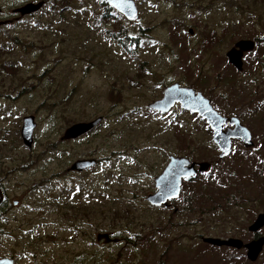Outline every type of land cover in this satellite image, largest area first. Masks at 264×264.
Returning a JSON list of instances; mask_svg holds the SVG:
<instances>
[{
    "label": "rangeland",
    "instance_id": "obj_1",
    "mask_svg": "<svg viewBox=\"0 0 264 264\" xmlns=\"http://www.w3.org/2000/svg\"><path fill=\"white\" fill-rule=\"evenodd\" d=\"M40 1L33 18L0 28V178L11 197H24L18 215L33 227L0 236V250H16L21 264L32 254L52 264H264V246L249 262L242 250L201 241L264 237V226L247 230L264 212V0H132L133 23L112 18L111 9L101 17L102 0H0V7ZM116 20L138 40L132 55L109 36ZM240 40L257 44L238 72L225 54ZM172 84L238 118L253 146L233 141L219 160L199 117L178 107L149 113ZM25 116L35 121L31 148L19 135ZM95 118L101 122L89 134L60 140L69 126ZM168 156L210 168L169 208H153L146 196ZM80 158L98 164L65 175ZM98 233L121 241L97 242Z\"/></svg>",
    "mask_w": 264,
    "mask_h": 264
},
{
    "label": "water",
    "instance_id": "obj_2",
    "mask_svg": "<svg viewBox=\"0 0 264 264\" xmlns=\"http://www.w3.org/2000/svg\"><path fill=\"white\" fill-rule=\"evenodd\" d=\"M109 7L118 12L126 22L133 23L137 19V8L132 0H104ZM43 6V2L28 3L17 9L20 15L37 12ZM192 34V30L188 31ZM254 43L250 40H240L226 53L227 63L236 71H242V56L244 53L251 52ZM178 104L180 109L193 114L205 121L211 131V141L218 149V159L222 160L231 152V141H238L245 149L253 146L250 132L241 125L236 117H222L211 106L209 100L202 96L201 93L191 88L181 87L179 84H172L163 89L161 99L148 105V108L157 112L166 113ZM101 122V118H95L86 123H76L68 127L61 140H73L87 132L91 131ZM228 124L230 127L223 129ZM35 121L33 116L22 118L20 128V138L23 145L31 148L33 143V131ZM95 164L94 159H83L75 161L69 168L72 172H81ZM210 164L207 162L191 163L184 157H169V161L164 170L154 179L155 191L146 196V202L154 208L168 207L169 201L178 198L181 189L182 180H188L198 173L208 171ZM1 201V193H0ZM264 226V212L256 216L254 221L248 226L247 230L256 234ZM97 242L104 244L117 243L118 239L111 238L106 233L96 235ZM201 241L215 247H228L235 250L244 248L246 250V259L249 262H255L262 252L264 246V237H257L248 243H243L236 238L226 240L217 238H202Z\"/></svg>",
    "mask_w": 264,
    "mask_h": 264
},
{
    "label": "flooded vegetation",
    "instance_id": "obj_3",
    "mask_svg": "<svg viewBox=\"0 0 264 264\" xmlns=\"http://www.w3.org/2000/svg\"><path fill=\"white\" fill-rule=\"evenodd\" d=\"M41 2V1H40ZM43 2V6H44V4H45V2L44 1H42ZM28 3H33V2H25V3H23V4H19V5H16V6H13V7H9V9H5L4 8V6H2V7H0V28H3V27H10V26H13V25H15V24H17V23H20V22H22V21H25V20H28V19H31V18H33L34 17V15L38 12V11H40L41 9H42V7L37 11V12H34V13H29V14H27V15H20L18 12H17V9H19V8H21V7H23L24 5H26V4H28ZM105 8V7H104ZM107 8H109V9H111V13L113 12V14L111 15V17L112 18H115L116 17V11L114 10V9H112V8H110V7H107ZM109 11V10H108ZM103 12H105V11H103ZM103 12H101L102 13V15H104V13ZM117 15H119V16H121L120 14H118L117 13ZM100 16V14L98 15V17ZM121 18H122V16H121ZM124 20V19H123ZM125 21V20H124ZM253 43H254V48H255V46H256V42L255 41H253V40H251ZM254 48H253V50H254ZM248 53V52H247ZM245 54V53H244ZM243 54V55H244ZM226 55V54H225ZM243 57V56H242ZM167 87V86H166ZM165 88V87H164ZM162 93H163V90H162ZM162 93H161V96H160V98L159 99H161V97H162ZM159 99H156V100H154V101H157V100H159ZM153 101V102H154ZM153 102H151V103H153ZM150 103V104H151ZM149 105V104H148ZM148 105H147V108H148ZM212 106V105H211ZM176 107H178L179 109H180V107H179V105L178 104H175L172 108H171V110L170 111H168V112H166V113H161V112H157V111H154V110H151V109H149L148 108V112L149 113H152V114H154V115H156V116H163V115H170V114H172L173 112H174V110H175V108ZM213 108V107H212ZM214 109V108H213ZM181 110V109H180ZM215 110V109H214ZM216 111V110H215ZM217 112V111H216ZM218 113V112H217ZM190 114H192V113H190ZM194 115H196V114H194ZM197 116V115H196ZM223 117V116H222ZM226 118H228V117H226ZM82 123V122H81ZM74 125V124H73ZM228 126V127H230L228 124H225L224 126H223V129L225 130V129H227L228 127H226V128H224L225 126ZM98 126V125H97ZM96 126V127H97ZM70 127V126H69ZM95 127V128H96ZM95 128H93L91 131H89V132H87L86 134H84V135H82V136H80V137H78V138H76V139H73V140H61V141H76V140H78V139H80L81 137H83V136H85V135H87V134H89L90 132H92ZM207 128H208V126H207ZM209 129V128H208ZM65 132V131H64ZM209 132H210V135H211V131L209 130ZM64 134V133H63ZM62 134V135H63ZM62 137V136H61ZM60 137V138H61ZM232 142L233 141H231V145H232ZM215 146V145H214ZM216 148V147H215ZM216 150L218 151V149L216 148ZM218 153H219V151H218ZM169 157H171V156H168V160H167V162H166V164H165V166L162 168V171L164 170V168L166 167V165H167V163H168V161H169ZM83 159H94V158H80L79 160H83ZM95 160V164L93 165V166H91V167H89V168H86V169H84L83 171H81V172H72V171H69V168H70V166L75 162V161H77V160H75L74 162H72L68 167H66V169H65V175H67V174H73V175H76V176H78V177H80L81 175H83V174H85V173H87V172H89V171H91L92 169H94L95 167H96V165L98 164V160L97 159H94ZM191 162V161H190ZM191 163H196L197 164V162H191ZM161 171V172H162ZM160 172V173H161ZM200 175V173L199 174H196L194 177H192V178H190V179H188V180H182V183H181V189H180V194H179V196H178V198L177 199H175V200H173V201H169V204H168V207L167 208H169L170 207V205L174 202V201H177L178 199H179V197H180V195H181V192H182V188H183V185L185 184V183H187V182H190L191 180H193V179H195L197 176H199ZM47 182H51V180H46ZM48 187H51V186H48ZM0 193H1V201H0V236H2V235H9V234H11V233H16V232H19V233H33V231H32V228L33 227H30V225H31V223H28V221H23L25 218H24V216L23 217H20L19 215H18V209H21L22 208V205H23V200H24V197H23V199L21 200H19V199H15V198H13V197H11V195H10V193H9V190H8V188H7V186L5 185V183H4V180L3 179H1L0 178ZM21 207V208H20ZM27 208H29V205H28V207ZM26 208V209H27ZM23 209H24V207H23ZM24 212V211H23ZM26 213V212H25ZM47 225L48 226H50V223H47ZM24 227H28V228H30V229H26V230H24ZM99 234V233H98ZM253 239H255V237L253 236L252 237ZM252 239V240H253ZM119 241H121V239H118ZM203 243V242H202ZM203 244H205V243H203ZM205 245H208V246H210V247H213V248H226V249H230V248H227V247H215V246H211V245H209V244H205ZM232 250H235V249H232ZM240 250H242V251H244V253H245V255H246V250L244 249V248H242V249H240ZM237 251H239V250H237ZM15 252H17L16 250H14V249H10V248H5V247H3L1 250H0V264H21V262H23V261H21L20 262V255H17ZM30 257H31V260H27L25 263H22V264H52L51 262H49V261H45V262H36L35 260H34V255L32 254V255H30ZM31 261V262H30ZM54 264V263H53Z\"/></svg>",
    "mask_w": 264,
    "mask_h": 264
},
{
    "label": "trees",
    "instance_id": "obj_4",
    "mask_svg": "<svg viewBox=\"0 0 264 264\" xmlns=\"http://www.w3.org/2000/svg\"><path fill=\"white\" fill-rule=\"evenodd\" d=\"M61 2V1H60ZM53 3H55V1H53ZM100 3V5H103L105 8H104V11L105 12H103L104 13V15H101V17H105L106 16V13H107V11L108 10H110L109 8H107V6H106V4L104 3V1L102 0V2H99ZM55 5V4H54ZM60 8L62 7L61 5H60V3H59V5H58ZM116 19H118V18H116ZM119 20H120V18H119ZM119 20H116L114 23H115V25L116 26H119L118 28H115L112 32H110L109 33V36L111 37V38H113V39H115V40H117V41H119V42H121L120 40H122V44L124 45V47H125V51H126V53L127 54H129V55H132L133 54V51H132V49H131V47L133 46V45H137V43H138V40H137V38H129V40H128V37L126 38V34L123 32V30H122V25H121V22L119 21ZM126 45V46H125ZM209 130V129H208Z\"/></svg>",
    "mask_w": 264,
    "mask_h": 264
}]
</instances>
